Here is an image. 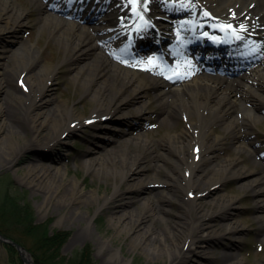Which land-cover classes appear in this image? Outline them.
<instances>
[{"label":"bare ground","instance_id":"bare-ground-1","mask_svg":"<svg viewBox=\"0 0 264 264\" xmlns=\"http://www.w3.org/2000/svg\"><path fill=\"white\" fill-rule=\"evenodd\" d=\"M28 1V5L18 6L13 0H0V39L3 37L4 43L15 44L16 41L13 39L16 38L8 36L7 33L13 34L17 26L29 24V12L35 8L38 12L37 21L40 31L47 33L49 40L62 56L57 62H49L45 58L49 52L46 51L49 44L45 48L38 47L36 50L32 45L21 43L20 46L12 48L11 55L3 56L6 61L0 62V161L2 164L15 167L21 162L20 157L31 148L52 147L83 125L93 120H101L103 117H110L123 106L141 104L135 108L133 115L144 116L146 106L142 99L143 93H154L157 105L162 108L163 125L173 126L179 118H184L187 122V128H183L178 134L172 135L169 141H165L176 153V160L173 161L171 169L166 170L164 176L159 174L164 165L159 164L152 179H148V176L141 177L145 169L140 165L143 153L141 150L138 152L132 150L129 143L119 153L112 152L107 160L102 157H91L97 153V150L90 147L86 153L88 156L82 161V166L87 172L92 173L100 181L107 182L111 179L115 189L129 175L132 180L140 177L136 184L129 187L130 191L142 189L151 191L155 196L154 199L151 196L146 199L124 200L117 205L115 212L110 216L111 223L118 233L130 237L132 250L141 249L153 259L165 257L167 264H246L236 253L230 251L238 249L243 242L242 233L245 227L239 221H235L237 214L223 215L222 219L218 220L215 230L209 222L220 215L222 210L229 208L237 210L238 207L235 205L237 197H221L217 202L214 198V201L209 202L208 209L204 204L196 202V198L200 196V192L209 191L210 186L224 180L225 177L219 174L231 172L240 178L249 177L244 185L258 195L257 200L264 201L261 196L264 194V159H261L260 154L262 150L254 149L255 143L248 140L250 134H257L256 124L264 119V115L258 113L260 111L252 114L246 106L240 104L242 98L249 97L259 99L258 106H264V102H261V99H264V76L254 78L251 87H246L243 82L220 81L211 84L200 83L197 80L185 82L181 74L174 79L159 80L125 69L121 63H126L128 57L137 53L140 48L137 42L142 38L148 40L146 42L156 41V33L151 34L150 30L156 24L155 20L160 21L159 13L164 11L178 14L181 9L176 11L177 5L188 10L192 16L196 14L205 20H208V17L202 10H211V14L220 17V20L235 25L236 30L243 34L242 39L246 44L243 47H240L242 44L235 45L238 36L227 31L229 26L226 27L225 22L213 24L208 20L209 26L206 25L208 30L223 40L222 45L229 46V51L236 54L229 60H236L240 56L246 57L248 54L258 58L264 55V0H193L188 3L183 0L177 2L65 0L74 4L80 2L83 8L87 6L93 8L96 3V7H99L102 4L101 11L103 9L122 11L135 6L138 12H156L154 16L142 21L143 30L133 33L123 29L131 24V17H126L123 21L108 20L110 21L108 24L116 26L115 29L119 28L115 33L108 24L93 23L95 13L90 17L87 16L88 13L80 14L74 11L65 13V7L59 3L62 0ZM196 34L199 36L200 31H196ZM111 35L116 36L117 42L115 40L106 42ZM195 39L193 37L191 40L193 49L198 48L200 55L208 57L211 50H205V41L199 42ZM232 44L240 47L241 51L232 48ZM126 45L134 47L129 56H126L130 52ZM7 47L10 46L4 45L2 50L4 53H8ZM168 48L180 55L178 44L170 45ZM166 49L167 47H160L157 52L163 57ZM214 54L213 52L208 58L216 59L213 57ZM81 55L93 57L73 76L84 98L87 96L91 102L89 113L85 116L80 113L76 104L68 105L66 101H55L52 96L44 99L48 84L52 83V74L56 72L61 62L77 60ZM153 57L154 54H146L139 65L158 72V69L152 65ZM83 102L81 108L88 104L85 100ZM259 109L262 110L258 107L257 110ZM237 110L242 113L241 119L236 113ZM122 115L131 116L127 111ZM216 125L223 131L222 134L214 132ZM226 135L234 140L235 156L225 157L212 172L201 170L199 167L201 161L209 160L216 150L223 148ZM18 140L22 143L19 144ZM159 140L137 139L135 143L141 149L152 153L156 144L159 145ZM111 143L113 142L109 140L106 145ZM248 161L261 168L249 167ZM65 175L66 169L60 168L58 163L48 165L40 158H34L19 179L32 188L45 190V197L50 201L55 197L51 193H57L62 186H66L67 191L56 196V201L67 202V206L73 201L77 205L88 200L97 201L96 194L85 193L77 179L64 181ZM197 178L205 180L203 186L196 182ZM110 195L111 198L118 196V192L114 190ZM107 198L108 196L103 198V203ZM156 199L160 200V207L156 205ZM136 201L141 202L143 210H137L138 212L134 210L132 206ZM175 203L178 204V208L173 212V220H171L169 215L172 212L164 205ZM255 203L258 209H264V204L260 201ZM77 207L72 209V218L76 215ZM213 207L219 208V213L216 214L212 210ZM115 215L119 216L114 218ZM150 217L162 223L163 227H156L153 224L154 219L150 221ZM259 218L260 221H264V216ZM89 219L92 218L81 216L76 220L79 222L83 220L86 229H89ZM80 237V233H77L76 238ZM213 248L220 249L219 256H211L210 250ZM111 253L113 259H118L116 250L112 249ZM193 255L199 256L192 258Z\"/></svg>","mask_w":264,"mask_h":264},{"label":"rangeland","instance_id":"rangeland-1","mask_svg":"<svg viewBox=\"0 0 264 264\" xmlns=\"http://www.w3.org/2000/svg\"><path fill=\"white\" fill-rule=\"evenodd\" d=\"M18 6L28 5V0H13ZM67 10H74L73 7H66ZM117 14H115L116 16ZM110 15L109 17H111ZM108 17V16H107ZM114 17V16H112ZM38 19V12L35 8L29 12L28 20L29 24L25 26H17L13 34L7 33L8 36L11 35L15 44L3 41V37L0 39V62H5L3 56L11 55L12 48H16L21 44L32 45L36 50L38 47L45 48L48 44L49 50L48 54L45 55L46 60L49 62H57L60 60L62 53L54 47V45L49 40V37L45 31H40ZM3 41V42H2ZM18 41V42H17ZM3 43V44H1ZM21 43V44H20ZM4 45H9L7 47L8 53H4ZM11 48V49H10ZM2 57V58H1ZM93 57L87 55H81L77 60L61 62L56 72L52 74V83L48 84V90L45 92L44 99L52 96L55 101H66L68 105H75L82 115L89 113V107L91 102L82 95V90L73 80V76L80 67L84 66ZM264 75V72L262 73ZM249 84V83H248ZM143 103L146 106V113L144 116L136 117L133 115L135 108L141 106V104L135 103L130 106H123L119 111L114 113V115L105 117L101 120H95L89 122L73 133L65 136L60 143L55 144L52 147H39L35 146L28 150L20 157V163L17 166L11 167L9 165H3L0 161V197L2 192L5 190L19 193L26 199L34 211L35 221L41 224H47L49 234H54L55 232H67L68 238L62 246L63 255L70 257L75 250L83 248L89 245L92 248V254L94 260L97 264H167V259L163 258H151L147 256L141 249H131L130 237L126 234L118 233L116 228L110 221V216L115 212L117 205L122 203L124 200L132 198L133 200H138L140 198H155L151 191L138 190L130 191L129 187L132 184L138 182V178L132 180L129 175L127 178L122 180L120 186L117 189L113 186V182L109 179L107 182L100 181L92 173L87 172V170L82 166V161L87 157L86 154L90 147L97 150V153L93 154L91 157H98L107 160L110 154L116 151H122L127 147L129 143L130 148L134 151H140L143 153L141 157V163L145 169L142 171L141 177L148 176V179H152L155 174L159 164L164 165L160 169L159 174L164 176L167 172L166 170L171 169L173 161L176 160V153L172 151L168 146V142L172 135L178 134L183 128H187V124L184 119H179L173 123V126L163 125L162 118V108L157 105L154 97V93H143ZM43 96H40L42 98ZM239 98V96L237 97ZM82 99V100H81ZM83 100L87 101L88 104L81 108L83 105ZM259 99L257 98H242L241 106H246L252 114L260 111L258 113L264 115V106L259 104ZM264 102V99H261ZM262 108L257 110V108ZM36 111V110H35ZM40 111V110H39ZM129 112L131 116L123 117V112ZM237 115L239 119L242 118V113L237 110ZM1 122V119H0ZM257 134H250L248 140L254 142V149L262 150L261 153L264 155V119L260 123L256 124ZM215 133H223L219 126L214 127ZM117 141H113V140ZM137 139H150L158 140L159 145L156 147L152 153L141 149L136 145L135 141ZM111 140L113 143L106 145V143ZM21 144L22 141L18 140ZM235 143L231 136H225V143L223 148L216 150L213 157L209 160L201 161L199 167L203 171L212 172L214 167L222 163L225 157L235 156ZM40 158L43 162L48 165L58 163L60 168L66 169V175L64 181L69 179H77L85 193L94 192L97 197V201L88 200L84 201L82 204L69 202V206L66 203H59L56 201V196L67 191V187L62 186L57 193H51L53 200H49L45 196V190L32 188V186L27 185L19 179L20 176L24 175L27 170V165L32 162V159ZM58 160V161H57ZM248 166L252 168L261 167L255 166L251 161H248ZM235 169V168H234ZM197 175H199L197 173ZM224 178L221 183L210 186L209 191L200 192V196L196 198V202L204 204L206 209L210 207L209 202H217V199L235 196L237 201V210L229 208L222 210L221 214L209 222L211 225L217 229L216 224L218 220H221L223 215H235V221H239L245 227L243 230V242L239 245L238 249L230 250L239 256L246 264H264V221H260V216H264V209H258L256 201L262 202V200H257L259 197L247 188L244 184L247 183L249 177H237L234 173L226 172L224 174H219ZM198 177V176H197ZM205 180L198 178L196 182H199L200 186H203ZM116 190L118 196H113L111 198V193ZM156 191V190H155ZM154 191V192H155ZM160 191V190H159ZM52 192V191H51ZM153 192V193H154ZM50 194V193H49ZM108 196L105 203H103V198ZM264 198V194L261 195ZM157 198V197H156ZM150 200V199H148ZM153 200H151L152 202ZM156 205H160V200L156 199ZM264 204V201L261 203ZM78 206V207H77ZM98 206L100 209L98 210ZM166 208L171 210L169 215L170 219L173 220V212L177 210L178 204H165ZM77 207V212L74 218H72V209ZM134 210H143L141 207V202H137L132 206ZM219 208L213 207L217 213ZM137 211V212H138ZM90 217L92 218L88 224L89 229H86V224L84 221H78L77 218ZM119 215H115L117 218ZM221 218V219H220ZM150 221L154 217L149 218ZM153 224L162 228L163 224L156 222L154 219ZM212 230V229H211ZM210 230V231H211ZM80 233L81 237L76 238V234ZM135 234V233H134ZM133 234V235H134ZM84 237V238H83ZM26 242L29 237L20 238ZM25 246L23 243H21ZM26 248L29 246L26 245ZM116 250L118 252V259H113L111 257V250ZM29 250V249H28ZM211 256H219L220 249L213 248L210 250ZM18 255L21 259V263L24 264L20 253ZM199 255H193L192 258ZM12 256L10 251L7 250L6 246L0 243V264H13ZM216 264V263H210Z\"/></svg>","mask_w":264,"mask_h":264},{"label":"trees","instance_id":"trees-1","mask_svg":"<svg viewBox=\"0 0 264 264\" xmlns=\"http://www.w3.org/2000/svg\"><path fill=\"white\" fill-rule=\"evenodd\" d=\"M0 232L25 246H29L36 264H97L89 245L75 250L70 257L61 249L68 238L67 232L49 234L47 224L35 222L30 203L19 193L5 191L0 197ZM29 237L26 242L20 238ZM13 264H22L18 251L5 245Z\"/></svg>","mask_w":264,"mask_h":264},{"label":"water","instance_id":"water-1","mask_svg":"<svg viewBox=\"0 0 264 264\" xmlns=\"http://www.w3.org/2000/svg\"><path fill=\"white\" fill-rule=\"evenodd\" d=\"M0 242H2V243H3V242H5V243H10L11 245L16 246V248L20 251V254H21V256H22L23 261H24L26 264H32V263L29 261V259L27 258V255H30V254L26 251L25 247H23V246L19 245L18 243L14 242V241H12V240H10V239H8V238H6V237L3 236L2 234H0Z\"/></svg>","mask_w":264,"mask_h":264},{"label":"snow or ice","instance_id":"snow-or-ice-1","mask_svg":"<svg viewBox=\"0 0 264 264\" xmlns=\"http://www.w3.org/2000/svg\"><path fill=\"white\" fill-rule=\"evenodd\" d=\"M150 63H151V61H150Z\"/></svg>","mask_w":264,"mask_h":264}]
</instances>
